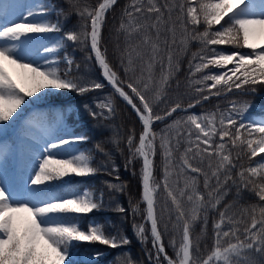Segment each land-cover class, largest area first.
<instances>
[{
    "label": "snow or ice",
    "instance_id": "snow-or-ice-1",
    "mask_svg": "<svg viewBox=\"0 0 264 264\" xmlns=\"http://www.w3.org/2000/svg\"><path fill=\"white\" fill-rule=\"evenodd\" d=\"M116 3L117 0H99L94 8L77 6L82 21L79 30H69L49 43L48 34L62 32V28L59 22L46 18L47 6L0 0V138H5L0 139V264H95L102 253L85 257L76 250L78 245L98 243L115 249L130 243L119 232L107 234L102 225H81V219L103 208L102 192L99 196L88 190L67 196L56 194L61 186L57 182L88 177L101 170L93 166V157L84 152L57 158L60 149L87 139L69 134L63 127L62 112L55 114L54 124L43 128V143L28 130L32 120L25 121L22 137L30 138L34 145L24 158L22 174L16 171V144L6 139L30 104L52 93L83 95L105 88V83L85 82L72 75L75 61L66 50L68 42L90 47L89 58L94 57L107 85L131 107L141 124L138 141L134 131L127 136L129 156L125 168L136 160L142 162L144 223H134L133 229L141 243H146L145 224L150 225L152 247L146 250L150 264H264V203L243 209L239 218L230 214L231 205L218 211V219L212 224L213 245L206 258L201 256L198 239L194 242L192 237V225L202 219L207 226V213L209 209L216 210L228 194L229 182L238 192L250 190L264 202V157L255 166L239 163L245 156L251 162L264 154V121L243 122L250 105L235 101L226 113L188 112L213 95L249 87L255 92V85H264V43L255 42L264 38V0H130L116 30L118 35L123 34L126 43L120 55L125 78L113 69L101 46L106 14ZM10 9H19L14 13L16 19H9ZM217 25L220 27L213 30ZM190 41L201 44L200 51L193 53L189 61V85L197 98L186 107L178 98L164 99L161 114L154 105L162 100L179 70V53L187 50ZM217 45H236L251 51L229 54L213 47ZM60 51L64 52L62 57L58 55ZM61 62L65 64L64 71L59 68ZM6 64L23 70V79L30 86L13 79ZM157 64L160 76L155 79L153 69ZM213 67L224 71H205ZM198 73L203 74L193 79ZM85 108L94 119H107L115 112L110 97L97 102L99 112L88 105ZM178 111L185 115L165 124L159 132L154 130L156 122H163ZM97 149L103 152L100 145ZM157 152L163 171L160 183L154 177ZM237 168L234 177L233 170ZM174 170L183 179L182 187L179 179L170 180ZM118 171L113 165L109 175L116 173L115 179L119 180ZM200 177L204 191L199 187ZM107 187L113 192H124L126 185L108 183ZM158 190L166 194V202L170 201L175 211L173 227L179 240L169 241L174 257L168 254L159 228L162 215L157 214ZM185 201L190 208H185ZM129 203L132 213L138 214L139 203ZM115 210L127 211L122 205ZM128 264L135 262L129 259Z\"/></svg>",
    "mask_w": 264,
    "mask_h": 264
},
{
    "label": "trees",
    "instance_id": "trees-1",
    "mask_svg": "<svg viewBox=\"0 0 264 264\" xmlns=\"http://www.w3.org/2000/svg\"><path fill=\"white\" fill-rule=\"evenodd\" d=\"M54 8H58L59 11H49L48 20L56 23L59 22L62 35L69 30H79V26L82 23L81 18L76 12V7L83 8L84 6L95 7L99 0H50ZM130 0H117V3L106 14L105 25L102 29V41L101 46L103 50H106V56L114 70L118 72L121 78H125L123 68L120 64L121 51L126 47L123 34H117V28L120 24L121 14L125 6ZM63 10V14H60V10ZM227 20V17H225ZM223 23V22H222ZM227 26V25H225ZM220 26H213V30H217ZM204 26L199 27V31H203ZM242 44V40H241ZM219 51L226 53H232L248 50L246 47H237L236 45H217ZM201 44L198 41H190L187 50L180 52L178 56L179 70L174 73L169 85L165 89L164 96L160 102L154 105L156 111L161 112L164 108V99L174 101L177 98L180 99L184 106L193 102L197 97L194 94L193 88L189 85V61L192 59V54L200 51ZM67 52L74 58V65L72 67V75L80 78L82 81H97L105 83L101 75V71L96 65L94 57L89 58L92 54L90 47L86 45L72 44L68 42ZM61 56V54H59ZM166 62V61H165ZM79 66L78 68L76 66ZM139 65V62H138ZM229 68L233 65H228ZM61 71H64L65 64L61 62L59 64ZM206 72L219 73L224 69L210 68L205 70ZM139 66H137L136 75H139ZM203 73H198L193 79L199 78ZM153 76L158 79L160 76V65L157 64L153 69ZM211 83V82H209ZM256 91L252 92L249 87L247 90L233 89L231 92H222L219 96H211L207 101H201L200 104H196L195 107L188 109L189 113L199 112H224L226 113L232 102H237L238 105H244L247 103L251 105L250 108L244 113L242 121L247 123L245 117L253 113L264 114V85H255ZM126 91H130L127 88ZM215 91V90H213ZM154 95V93H152ZM110 97L115 108L113 115L107 119L98 116L93 118L89 115V111L85 108L88 105L93 111L99 112L96 108V104L99 100H104ZM47 98L54 99L64 105L66 102H70L73 109L70 112L64 111V115L71 123H77L74 127L76 132H80L82 136H86L87 139L80 142L84 153L90 154L93 157V166L101 169L95 175L82 180L75 179L73 183H77L80 188L86 187V189L96 196L103 193V208L100 211H95L89 214L87 217L81 219L82 226H87L91 223L102 225L107 234H115L116 232L126 236L130 243L118 248H110L98 243L92 244H80L77 246L83 256H87L90 253L100 252L101 257L95 264H128V260L134 261L135 264H150L146 250L151 249V235L150 227L145 224L147 229L146 235L148 240L143 243V252L139 247L136 240L132 238L131 225L132 222L137 219L144 223L143 217L145 215V204L141 200V182H140V168L142 162L140 160L134 161V163L126 170V159L129 156L126 139L127 136L134 131L138 141L139 133L142 129L135 113L131 107L127 105L120 97L113 93L111 87L105 84V88L102 90H95L87 92L83 95H77L75 92H60L52 93ZM258 105V106H254ZM254 106V107H253ZM261 106V107H260ZM256 107V110L254 109ZM66 110V109H64ZM254 110V111H253ZM252 111V112H251ZM107 115V113H105ZM185 115L184 112L178 111L173 113L170 119H177ZM168 120L163 122H156L154 124V130L159 132L162 125ZM97 145L103 148V152L97 149ZM182 150V149H181ZM107 154V155H106ZM235 156V151L233 152ZM178 156V154H177ZM261 156L255 157L251 162L245 156L239 163H242L245 167L255 166L261 159ZM118 168L119 180L115 179L116 173L109 175L113 167ZM105 166L107 168L105 169ZM239 169L233 170V176ZM175 171V170H174ZM135 173V174H133ZM154 177L157 183H160L163 179V171L161 164V156L159 152L154 158ZM182 179V178H180ZM108 183H120L126 185L124 192H113L107 187ZM199 187L201 191L203 189V177H200ZM166 194L162 190H158L156 194V207L158 216L162 215L159 223V228L162 232V239L165 244L166 250L170 256L174 257V250L170 246L169 241L173 238L178 240L177 230L173 227L175 224V211L170 202H166L163 197ZM139 203L140 214L137 216L132 213L131 205ZM261 202L254 192L242 189L237 191V187L229 182L228 194L222 199L220 205L216 210L209 209L207 226L203 224V220H197L192 225V237L194 242L197 241L200 246V253L202 258L210 253L213 245V221L218 219V211L224 210L226 205H231L230 214H235L237 218L241 211L251 205H259ZM167 204V207L165 205ZM117 205H122L127 211L124 213L116 211ZM161 209H164L161 214ZM204 214L201 213V216ZM167 225V230H165ZM130 248V249H129ZM126 252V253H125ZM127 254V255H125ZM121 255V256H120ZM256 259H261L258 254H252ZM123 256V257H122ZM113 258V259H112ZM116 258V259H115ZM119 258V259H118ZM112 259V260H111ZM116 260V261H115ZM127 260V261H126ZM111 261V262H110Z\"/></svg>",
    "mask_w": 264,
    "mask_h": 264
},
{
    "label": "rangeland",
    "instance_id": "rangeland-1",
    "mask_svg": "<svg viewBox=\"0 0 264 264\" xmlns=\"http://www.w3.org/2000/svg\"><path fill=\"white\" fill-rule=\"evenodd\" d=\"M18 2H26L28 4L39 3V4H43L45 6L50 5V2L48 0H18ZM18 11H19V9H15V10L10 9L9 10V12H10L9 19H16V16L14 13L18 12ZM30 19H32V18H30ZM35 19H40V17H35ZM48 36H49V43H52L56 39L61 37L62 35L60 33H50V34H48ZM255 42L256 43H264V38H259ZM250 51H251V49H248L246 51H243L242 54L248 53ZM59 53H62V55H63V51H60ZM6 68H7L8 72L12 75L13 79L17 80L19 83H22L24 86H30L23 79V76H22L23 70L17 69V68H15V66L7 65V64H6ZM213 68H215V67H213ZM215 69H218V68H215ZM105 84H107L106 81H105ZM46 98L42 99L41 101H39L37 103L30 104L24 110L22 118L16 122V127L13 130H11L7 135L6 139H10L16 144V150L18 152V164H17V168H16L17 174L23 173L24 158L26 157V154L28 153L29 148L34 145V142L30 138L22 137V131L24 129L25 121L30 120V119L32 120V125L28 130L32 133V135L36 136L37 139L41 143H43V131L42 130L44 127H47V126L54 124L55 114L61 113L64 109H66V110H72L73 109L70 102H66V103H64V105H61L59 101H52V100L49 101ZM206 112H209V111L199 112L198 114L206 113ZM38 113H43L45 115L44 116H38L37 115ZM169 120H170V123L173 121V119H169ZM245 120L247 122H254V123L264 121V114L254 113L253 115L252 114L247 115L245 117ZM63 127L68 130L69 134L79 135L73 131L74 126L71 123H69L67 120H65L64 118H63ZM0 139H5V138H0ZM79 152H81V151H80V148L78 146V143H74V144L65 146L63 149H60L59 150V156L57 158L68 157L72 154H78ZM262 157H264V154H262L261 158ZM260 160L258 162H260ZM76 178L81 180V179H85L86 177H72L70 180L66 179L65 182H57V183H60L61 186L57 190L56 194L67 196V195H70L72 193H82L83 191H85L86 190L85 188H80V186H78V184L76 182L73 183ZM178 179H179V186L182 187L183 186V179L178 178L176 175V172L173 171V175L170 177V180L177 181ZM163 199L166 201L165 197H163ZM168 202H170V201H168ZM184 206H185V208H190V205L187 203V201H185ZM139 214H140V208H139V213L136 215L138 216ZM142 220H144V219H142ZM134 223L140 224L143 222L142 221L140 222L137 219H135L132 222L130 230H131L132 238L137 241L141 250L143 252H145L143 250L144 249L143 243H141L140 239L136 236L135 231L133 229ZM178 240H179V235H178ZM174 256H175V252H174Z\"/></svg>",
    "mask_w": 264,
    "mask_h": 264
},
{
    "label": "bare ground",
    "instance_id": "bare-ground-1",
    "mask_svg": "<svg viewBox=\"0 0 264 264\" xmlns=\"http://www.w3.org/2000/svg\"><path fill=\"white\" fill-rule=\"evenodd\" d=\"M250 106H251V105H250ZM254 106H258V105H254ZM254 106H253V107H254ZM260 107H261V106H260ZM249 108H250V107H249ZM251 108H252V106H251ZM254 109L256 110V107H255ZM253 111H254V110H253ZM251 112H252V111H251ZM253 114H254V113H253ZM253 114H252V115H253ZM248 115H249V114H248ZM168 119H170V117H168L166 120H168ZM168 123H170V121H167V122L164 123L162 126L164 127L165 124H168ZM140 246H141V245H140ZM122 248H123V247H122ZM129 249H130V248H129ZM125 253H126V252H125ZM120 256H121V255H120ZM122 257H123V256H122ZM112 259H113V258H112ZM112 259H111V260H112ZM115 259H116V258H115ZM118 259H119V258H118ZM115 261H116V260H115ZM126 261H127V260H126ZM110 262H111V261H110ZM111 264H112V262H111ZM115 264H116V263H115Z\"/></svg>",
    "mask_w": 264,
    "mask_h": 264
}]
</instances>
